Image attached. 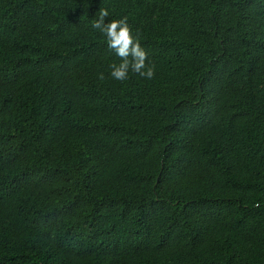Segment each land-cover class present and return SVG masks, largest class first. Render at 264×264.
Returning a JSON list of instances; mask_svg holds the SVG:
<instances>
[{
  "label": "trees",
  "instance_id": "1",
  "mask_svg": "<svg viewBox=\"0 0 264 264\" xmlns=\"http://www.w3.org/2000/svg\"><path fill=\"white\" fill-rule=\"evenodd\" d=\"M0 264H264V0H0Z\"/></svg>",
  "mask_w": 264,
  "mask_h": 264
},
{
  "label": "clouds",
  "instance_id": "2",
  "mask_svg": "<svg viewBox=\"0 0 264 264\" xmlns=\"http://www.w3.org/2000/svg\"><path fill=\"white\" fill-rule=\"evenodd\" d=\"M108 16L107 9H100L98 17L92 23V28L106 37L108 48L120 58L121 62L118 65L110 66L111 77L118 81H125L131 72L145 79L154 78L155 66L146 63L147 52L139 42V35H133L127 23V17L106 22ZM99 79H104L103 73L99 74Z\"/></svg>",
  "mask_w": 264,
  "mask_h": 264
}]
</instances>
